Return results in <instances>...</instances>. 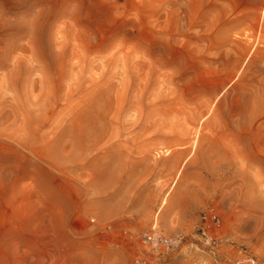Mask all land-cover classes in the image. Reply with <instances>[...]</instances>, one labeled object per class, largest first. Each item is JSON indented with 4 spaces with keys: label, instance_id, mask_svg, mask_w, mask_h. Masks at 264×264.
Here are the masks:
<instances>
[{
    "label": "rangeland",
    "instance_id": "rangeland-1",
    "mask_svg": "<svg viewBox=\"0 0 264 264\" xmlns=\"http://www.w3.org/2000/svg\"><path fill=\"white\" fill-rule=\"evenodd\" d=\"M210 209L264 264V0H0V264L211 263Z\"/></svg>",
    "mask_w": 264,
    "mask_h": 264
},
{
    "label": "built area",
    "instance_id": "built-area-1",
    "mask_svg": "<svg viewBox=\"0 0 264 264\" xmlns=\"http://www.w3.org/2000/svg\"><path fill=\"white\" fill-rule=\"evenodd\" d=\"M222 228V220L214 209L204 212L200 217V223L197 227V233L202 239L204 253H209L215 260L207 264H255V258L246 250L238 249L239 258L229 261L225 254L220 250L223 249L220 231ZM183 237L180 235L166 236L163 235L156 226L154 220L151 227L141 237L142 245L147 249V255L135 257L132 264H166L165 257L170 251L177 248ZM216 257L220 258L216 260ZM205 264V263H197Z\"/></svg>",
    "mask_w": 264,
    "mask_h": 264
}]
</instances>
